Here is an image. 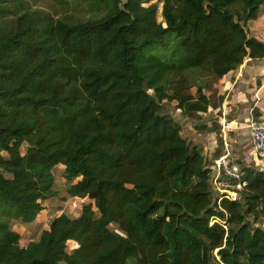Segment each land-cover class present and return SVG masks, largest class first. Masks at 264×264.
<instances>
[{
	"label": "trees",
	"instance_id": "16d2710c",
	"mask_svg": "<svg viewBox=\"0 0 264 264\" xmlns=\"http://www.w3.org/2000/svg\"><path fill=\"white\" fill-rule=\"evenodd\" d=\"M86 2L79 19L0 0V264H264V170L219 201L221 151L163 113L201 119L215 82L264 59L246 28L264 0H160L161 21L159 3ZM58 166L62 199L87 200L23 246L12 221L59 196Z\"/></svg>",
	"mask_w": 264,
	"mask_h": 264
},
{
	"label": "crops",
	"instance_id": "0c3cea01",
	"mask_svg": "<svg viewBox=\"0 0 264 264\" xmlns=\"http://www.w3.org/2000/svg\"><path fill=\"white\" fill-rule=\"evenodd\" d=\"M263 10L264 7L259 15ZM258 33L261 34L252 35ZM207 95L210 108L201 119H191L187 124L189 119L176 113L175 120L185 123L182 127L187 131L183 133L201 145L210 159L220 150L222 156L228 155L240 167L264 170V159L254 150L250 138L251 124L264 123V59L246 58L238 68L215 82ZM196 125L204 129L196 130ZM211 167L213 177L214 164Z\"/></svg>",
	"mask_w": 264,
	"mask_h": 264
},
{
	"label": "rangeland",
	"instance_id": "374dc122",
	"mask_svg": "<svg viewBox=\"0 0 264 264\" xmlns=\"http://www.w3.org/2000/svg\"><path fill=\"white\" fill-rule=\"evenodd\" d=\"M74 1H72L70 5H67V4L58 3V1L56 0H28V5L32 9H38L41 11L49 12L55 18L71 16L73 18L85 19L93 14L91 7L89 6L88 2H86V0H74ZM145 1H146V5L150 3L160 4L159 12H158V20L161 21L162 4L159 2L160 0H145ZM257 19H258L257 22H255L254 24L253 23L251 24L249 21V23H247L246 28L250 35H252L254 32H260L261 34L258 33L257 37L264 41L263 38L264 10L260 15L258 14ZM163 113L175 118L176 113H180V112H178L174 103H170V101H166L164 104ZM190 118L194 119V115L188 117L189 120L187 124L191 122ZM183 130L187 131L186 128H183ZM54 173H55L56 188L60 191L59 196L45 203L44 210L40 213V215L38 216L35 222L25 224L22 223L20 220L12 221V226L21 233L20 243L23 246L28 245L31 241L37 240L42 230L49 226L50 220L61 211H64L72 216H78L81 211V204L87 200V199L71 198V197H67V199L63 200L62 197H65L66 194L65 190L67 187V182L64 177L65 175L64 167L58 166L57 168H55ZM248 220L250 223L259 225L264 228V220L262 218L255 221L253 217H250ZM112 228L116 230L117 226L112 225ZM213 264H220V263L215 262Z\"/></svg>",
	"mask_w": 264,
	"mask_h": 264
},
{
	"label": "built area",
	"instance_id": "2783aa9c",
	"mask_svg": "<svg viewBox=\"0 0 264 264\" xmlns=\"http://www.w3.org/2000/svg\"><path fill=\"white\" fill-rule=\"evenodd\" d=\"M250 138L254 150L264 157V125L252 123ZM215 175L212 182L214 190L221 201L223 198H237L239 191L248 185L241 167L233 162L228 155L215 160Z\"/></svg>",
	"mask_w": 264,
	"mask_h": 264
},
{
	"label": "water",
	"instance_id": "95a60500",
	"mask_svg": "<svg viewBox=\"0 0 264 264\" xmlns=\"http://www.w3.org/2000/svg\"><path fill=\"white\" fill-rule=\"evenodd\" d=\"M185 119L188 120V117H186L185 115L181 114ZM177 122L181 123L182 125H184L185 123L184 122H181L179 119L176 120ZM261 125H264V123H261Z\"/></svg>",
	"mask_w": 264,
	"mask_h": 264
}]
</instances>
